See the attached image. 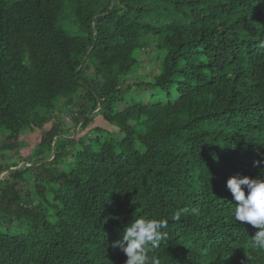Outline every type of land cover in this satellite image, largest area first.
<instances>
[{
    "label": "trees",
    "instance_id": "16d2710c",
    "mask_svg": "<svg viewBox=\"0 0 264 264\" xmlns=\"http://www.w3.org/2000/svg\"><path fill=\"white\" fill-rule=\"evenodd\" d=\"M150 43L155 74L123 87ZM96 116L120 134H67ZM52 118L0 155V264H125L139 217L167 221L160 264H264L226 188L264 171V0H0L3 143Z\"/></svg>",
    "mask_w": 264,
    "mask_h": 264
},
{
    "label": "clouds",
    "instance_id": "9594fccd",
    "mask_svg": "<svg viewBox=\"0 0 264 264\" xmlns=\"http://www.w3.org/2000/svg\"><path fill=\"white\" fill-rule=\"evenodd\" d=\"M264 165V157L253 161V167ZM226 188L237 202L232 216L236 222H246L258 229L251 236L252 247L264 252V171L256 177L231 176ZM179 219L177 215L175 217ZM167 221L155 218H133L122 232V238L113 242L127 257L125 264H160L156 256L149 257L150 250L157 249L166 239ZM250 259V257H247Z\"/></svg>",
    "mask_w": 264,
    "mask_h": 264
},
{
    "label": "rangeland",
    "instance_id": "374dc122",
    "mask_svg": "<svg viewBox=\"0 0 264 264\" xmlns=\"http://www.w3.org/2000/svg\"><path fill=\"white\" fill-rule=\"evenodd\" d=\"M70 13L72 14L71 8L69 7L68 2H66L64 4L62 12L59 15V21L60 25L62 23L61 27L65 28L69 34H73L75 32V28L73 26V21ZM136 57L140 65H138L135 70H133L124 78L122 83L123 87L129 84H134L137 80H142L145 83L149 81L153 74H155L157 68L156 61H158L160 57L156 54L153 43H150L144 50L137 52ZM142 92V98L144 94H150L149 90H144ZM58 121H62V119L52 118L41 129L36 128L35 131L27 132L26 134H24L23 140L25 145H27V148L25 149L19 148L16 145V142L3 143L4 137L2 134H0V155H3L5 158L11 157L14 160L21 161L22 157H26L28 150H31L38 143L39 134L42 131L49 129L54 122ZM63 123L67 134H71V138L73 139H84L85 135L89 134L90 131L94 128L101 130L104 129L103 131L109 132V134H113L116 137L120 134L114 126L105 123L100 116H96L85 129H79L78 126H74L65 119ZM70 148L71 147H68L67 149ZM73 148H78V146L75 144ZM60 168L62 167H59V169ZM3 175L0 177V179L4 177Z\"/></svg>",
    "mask_w": 264,
    "mask_h": 264
}]
</instances>
